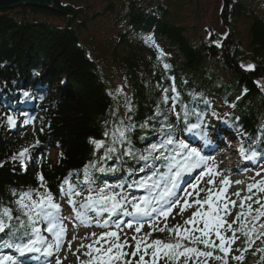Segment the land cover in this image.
<instances>
[{
  "label": "trees",
  "instance_id": "1",
  "mask_svg": "<svg viewBox=\"0 0 264 264\" xmlns=\"http://www.w3.org/2000/svg\"><path fill=\"white\" fill-rule=\"evenodd\" d=\"M64 1L55 0L51 8L23 5L17 12L0 11V162H4L0 167V209L10 207L14 215H19L17 197L12 191L36 189L38 172H43L47 188L55 197L65 178L74 184L87 185L83 182L85 165L103 154V149L94 152L90 138L102 139V133L120 120L125 125H136L135 131L128 134L135 149L143 152L151 144L160 143L161 133L157 129L162 117L152 118L157 107L166 111L173 103L171 98L175 94L170 87L173 79L180 93L177 111L180 104H186L189 110L205 114L204 125L214 119L223 121L226 128L247 131L251 136L242 139L247 151L264 157V88L256 83L264 84V0H223L220 14L223 34L212 31L211 39L208 34L204 41L190 35L184 26H177L175 17L171 20L170 13L164 9L155 14L142 10V14L133 15L135 21H131L130 13L120 14L119 23L114 24L118 31L110 52L113 70L130 91L120 107H115L114 101L121 102L128 96L118 95L112 89L110 79L106 78L108 73L103 71L106 64L88 57V51L95 45L81 38L80 31L86 28V22L99 18V13L91 16V5L90 8L82 5V0ZM134 7L133 3L130 9ZM37 12L43 16L36 17ZM151 16L155 20L149 28L137 27L142 18L148 20ZM150 31L165 53L162 58H158L160 53L155 47L145 43ZM216 40L222 46L217 47L213 43ZM164 63L170 67L164 69ZM241 64H254L255 69H242ZM164 88L169 89L167 104L162 103ZM4 90H11L6 101L2 98ZM13 91L18 93L20 102L12 101ZM25 92L30 96L25 97ZM6 113L16 119L15 127L8 126ZM25 114L35 118L34 127L23 125ZM169 120L174 121L175 117L170 116ZM146 121L148 127L141 128ZM190 122L195 123L196 117L190 116ZM239 122L245 127L238 126ZM37 138L40 143L30 149L26 171L19 162H11L13 153L34 145ZM124 159L123 164L115 158L97 163V168L119 170L93 171L96 182L125 185L131 179H139L137 170L144 162ZM129 169L134 170L132 175L128 174ZM252 195L254 199L256 194ZM260 222L264 223V218ZM155 238L166 239L167 233L155 232L152 239ZM7 240L8 236L0 234V245ZM130 243L134 246V241ZM260 248H264V238L245 253L243 261L252 258L254 264H261L264 253L258 251ZM208 264L219 262L209 260ZM229 264L239 262L229 258Z\"/></svg>",
  "mask_w": 264,
  "mask_h": 264
},
{
  "label": "snow or ice",
  "instance_id": "2",
  "mask_svg": "<svg viewBox=\"0 0 264 264\" xmlns=\"http://www.w3.org/2000/svg\"><path fill=\"white\" fill-rule=\"evenodd\" d=\"M211 36L212 33L209 31L208 38L211 39ZM145 43L151 44L159 51L158 58L165 55L156 43L154 35H148ZM213 43L217 47L222 46L219 40ZM240 66L245 70L255 69L254 64ZM163 67L168 69L170 65L164 63ZM256 83L264 88V84L259 81ZM170 87L175 94L171 98L173 103L166 111L157 107L152 118L162 117L160 127L157 129L161 133L160 143L151 144L143 152L135 149L128 134L135 131L136 125L131 123L125 125L124 121L120 120L118 125L102 133V139L90 138L94 152L103 149V154L97 161L89 162L83 169V182L87 187L83 191L78 190L68 178L61 182L60 195L68 198V207L74 212L76 220L83 226L91 227L95 223L97 227L108 229L99 235L95 232L91 233V243L79 245L74 254H77L78 260L80 255L86 257L84 260H79V264H160L161 261L164 264H190V262L208 264L209 260L218 261L219 264H229V258L243 264L245 253L253 249L257 240L264 238V223L260 222L264 218V197L253 199L251 194L254 191L264 193V176L261 175L264 169L256 173L257 177H261L260 179L247 185L249 195L241 197L239 191L233 194L239 199L240 211L236 212L235 218L229 222L227 217L232 214L237 201L230 199L228 188L232 183L241 182H233L230 178L224 177L217 187L215 178L223 177V173L219 171V166L212 162L213 158L204 155L200 149L179 137V133H192L199 129L197 134L207 144L205 114L189 110L186 104H180V111H177L176 105L180 101V93L175 87L174 79ZM118 91L122 92L123 86ZM168 91V88L163 89L162 103L169 102ZM24 96L29 97L30 93L25 92ZM126 107L131 110L130 106L126 105ZM212 115L216 116V113L213 112ZM25 116L27 118L22 121L23 125L34 127L35 118L27 114ZM170 116L175 117V120L170 121ZM190 116L196 117L195 123L190 122ZM5 119L9 127L16 126L17 121L12 115L6 113ZM181 124L183 128L180 127ZM140 127H148V122L141 124ZM140 139L143 140L144 137ZM39 143L37 138L34 145L21 148L9 159L13 163L19 162L26 171L25 162L31 159L30 149ZM239 153L246 160H255L257 157L255 151L249 155L244 147L239 149ZM125 157L136 163L144 162L138 171L147 174L133 180L129 187L142 190L145 195L130 196L123 190V184L112 185L105 181L103 187L96 186L93 171L115 173L119 170L118 167L97 168V163L115 158L123 164L126 162ZM3 166L4 162H0V167ZM197 169L200 170L201 177L205 175L209 177L208 186L201 187L203 180L198 179L195 183L189 182L187 189H182L180 185L184 182V177ZM133 171L129 169L128 174L132 175ZM37 181L38 186L34 190L12 191V195L17 197L15 204L19 215H14L10 207L0 209V234L8 236L6 246L14 248L19 253V257L41 253L45 257L46 264H51V260H54L55 264H62L59 253L63 245L67 242L68 250L71 251L76 237L67 240L68 227L63 208L56 202L51 189L47 188L43 172L37 173ZM34 193L35 198H33ZM201 193L205 195L201 197ZM253 204L258 207L253 208ZM205 206H207L206 210ZM177 208H179L177 215H183L189 208L196 210L184 220L183 224L177 223L169 227L168 218ZM105 214L108 218L101 219ZM120 215L133 219L127 221L112 219ZM93 217H96L95 221ZM145 224L150 230L142 234ZM125 228L133 230L134 234L130 239L134 241V246L130 243ZM155 232H166L167 238L152 239ZM229 232L231 235H228ZM122 234L125 237L123 240ZM241 237L244 238V247L233 248ZM83 239H89V236L86 235ZM129 248L132 249L131 252L127 250ZM80 249L85 251L81 253ZM258 251L264 253V248ZM235 252L240 254H233ZM0 264H25V261L12 255H0ZM261 264H264V257L261 259Z\"/></svg>",
  "mask_w": 264,
  "mask_h": 264
},
{
  "label": "rangeland",
  "instance_id": "3",
  "mask_svg": "<svg viewBox=\"0 0 264 264\" xmlns=\"http://www.w3.org/2000/svg\"><path fill=\"white\" fill-rule=\"evenodd\" d=\"M54 1L53 5H54ZM83 3L82 5H93L92 6V10L89 12L91 13L90 15H94L97 14V8L98 9H102L99 7H97V5H103L101 0H82ZM114 2H119V0H113ZM122 1V0H121ZM120 1V2H121ZM127 1V0H125ZM173 0H157V2L159 3H155V2H151V6L152 8H154L155 5H158V8L161 9L163 8V6H167V3L171 2ZM177 1V5L182 6L180 14L183 15V17H185L186 22L188 24L191 25H196L199 24L202 29L205 28V31H209L210 29H212V31L216 32L217 34H223L224 28L222 27V22H221V10H222V5H223V0H174ZM181 1H184V3H181ZM64 2H69V0H65ZM77 2V0H76ZM101 3V4H100ZM124 3V4H123ZM121 4H117L113 7V9L111 11H109V14L105 15L102 14L99 16V18H95V19H91L90 21L86 22V28H83L84 30H87L88 32L85 33V35L83 34L84 30H81L80 32H82V36L85 37L84 41L86 43H88L87 41L89 40V38L91 37V39L93 40L92 43L95 45L93 46V44H91V46H93L92 48V52L94 54V56H96L95 58L98 59L100 62H102L104 65L106 64V66L104 67L105 72H107V79L111 81V86L112 89L115 90L118 95L120 93L123 92H127L128 88H126V85L124 84V81L122 80V78L120 77V75L118 76V74L115 72L114 67L111 64V58H110V52H111V44L115 41V35H116V31H118V28L114 26L115 23H119L117 20L120 18V14H118V10L121 11V9L127 11L128 6L130 4H128L127 2H123ZM133 3H131L132 5ZM53 5H50V7H53ZM177 5H172L173 9H171V11H173L170 16H171V20L175 17V12L179 9ZM35 6V5H32ZM46 8V7H45ZM142 8H144L142 6ZM1 9V8H0ZM155 9V8H154ZM144 11H147L145 8L142 9ZM102 11V10H100ZM193 16V17H192ZM108 17H110V19L113 18V20H108ZM176 19V17H175ZM54 21L56 19H49V21ZM82 21V20H81ZM204 27V28H203ZM209 32H205V35H208ZM88 36V37H87ZM86 37L88 40H86ZM123 86V91L120 92L118 91V89H120V87ZM220 108H222L223 110H225V107L223 105L219 106ZM120 111V110H119ZM209 123V122H208ZM210 126H211V130H213L212 134L208 137V143L205 144L204 140L201 139L202 142H200L199 140H196L199 138L196 135V131H193L192 133H187V135L182 136L181 135L179 137L185 139L186 141L190 142L192 146L197 147L198 149H200L202 151L203 154L205 153H209L211 154V158H213V161L216 165L219 166V171L223 173V177L221 176H217L215 178L216 180V186L219 187L220 186V180L224 177L230 178L231 181L235 182V181H240L241 183H232L231 186L228 188V196L230 197L231 200H239L236 199L237 197L235 195H233L236 192H240L241 193V197L246 196L247 194L249 195L248 191H247V185L252 184L254 182V180H258L261 177H257L256 173L258 171H261L262 169H264V161L262 160L261 162L258 161L257 164H255L253 167H250L248 169H243V171H237L236 169H232L234 163H236L238 157H239V152L236 151L238 149L239 144H237L238 139L236 137L235 134H232V130L228 129V132L225 138H221L219 137L216 133V128L218 129H224L226 128L224 126L223 121L220 122V120H214V119H210ZM225 130V129H224ZM185 134V133H184ZM196 136V137H195ZM227 141L228 144L232 147L231 151H228L229 153L227 154V156L225 158H221L220 157V151L215 154V152L213 153L212 150L218 148V146L216 144H219L220 142H225ZM214 142V146L212 147V143ZM241 147V144H240ZM211 150L212 153L210 152H206V150ZM219 149V148H218ZM223 154V153H222ZM221 154V155H222ZM229 155V156H228ZM220 158L223 162L224 165L229 164L228 167L225 168L224 165L220 164V160L217 159ZM217 159V161H216ZM219 160V161H218ZM250 161H254V160H250ZM256 162V160H255ZM219 163V164H217ZM233 163V164H232ZM251 164V163H250ZM193 178H189L188 182L186 183H181V188L182 189H187V185L189 182L195 183L198 179H202L203 183L201 184V187H207V180L209 179V177L207 175L201 177L200 176V170H198L197 172H195V174H193ZM261 175L264 176V171L261 172ZM138 178H140V176H138ZM133 181V179L129 180L127 184H125L124 186V191L128 192L130 194V196H142L145 195L146 193L142 190L139 189H135V188H131L129 187V185L131 184V182ZM78 190L83 191L86 186H81V185H76ZM96 186L97 187H103V182H96ZM120 191V189H119ZM205 194L201 193V197H203ZM264 195V193L258 192L257 193V197H255L256 199L260 196ZM254 198V199H255ZM67 197H61L59 199L56 200V202L60 203L62 208H63V215L67 218H69V215H71L73 213V211H71L68 207L67 204ZM238 205V202H237ZM236 205V206H237ZM207 209V206H205V210ZM195 208H189L188 210H186L183 215H177L176 213L179 212V208L175 209V211L173 212L172 216H170L168 218V222H178L184 223V220H186L189 216H191L192 212L195 211ZM236 211V207L232 209V214L229 215L227 218L233 217ZM70 212V214H68ZM174 217V218H173ZM107 214H105L101 219H107ZM96 217H93V220L95 221ZM113 220L115 219H121L124 221H127L129 219H133L130 217H124L122 215H120L119 217H113ZM146 219V218H145ZM71 221H73V219H71ZM75 222V221H73ZM65 223L68 226V221L65 220ZM147 229H149V227L147 226V224H145V227L143 228V231H146ZM102 231H108V229L102 228V227H97L95 226V223H93V226L91 227H87V226H80V227H74L73 225H71L67 231V240H72L73 236L76 237V240L72 243V250L69 251L68 250V245L67 242H65V244L63 245L62 250L59 253V256L62 260V264H66L67 262L71 261L73 263H77L79 262V260H81L84 256L80 255L79 256V260L77 259V254H74L76 252V249L79 247V245L81 243L84 244H88L91 243V236H89V239H83V237L86 236L85 233H87V235L95 232L97 235L98 233H101ZM124 231L127 233V237L130 235H133L134 232L133 230H128V229H124ZM85 235V236H84ZM228 235H231L230 233H228ZM214 238V237H213ZM121 239H124V235H121ZM235 246V245H234ZM233 246V247H234ZM237 246H240V241H238ZM85 249H80V252H84ZM75 261V262H74ZM51 264H55L54 260H51ZM243 264H253L252 260H249V262L247 261L246 263Z\"/></svg>",
  "mask_w": 264,
  "mask_h": 264
},
{
  "label": "bare ground",
  "instance_id": "4",
  "mask_svg": "<svg viewBox=\"0 0 264 264\" xmlns=\"http://www.w3.org/2000/svg\"><path fill=\"white\" fill-rule=\"evenodd\" d=\"M102 1V4H104V6L102 5H97V7H99L100 6V8H102V9H98L97 8V12L99 13L98 14V16H100V15H102V14H104L105 13V15H107V14H109V11H111L112 9H113V7L115 6V5H117L118 3L119 4H121V3H123V2H127L128 4H130L129 6H128V11L126 12L124 9L122 10L121 9V11L120 10H118V14H125V15H128V13H130V17H131V21H135V20H133V19H135V18H133V15H139L141 12H142V9H146L148 12H150V13H152V14H155V12H157V11H159V8H158V5H155L154 6V8H152V6H151V2H155V3H158L157 2V0H127V1H125V0H119V2H114L113 0H101ZM121 1V2H120ZM53 3V2H52ZM131 3H134L135 4V7L134 8H132V9H130V7H131ZM175 3H177V1H171V2H169V3H167V6H163V8H161L160 9V11L161 10H166V11H168L169 13H171V14H173L172 12L173 11H171V9H173L174 7L172 6L173 4L174 5H177V4H175ZM101 4V3H100ZM124 4V3H123ZM159 4V3H158ZM23 5H29L28 3H25V2H23V3H21L20 5H14L12 8H8V9H6V8H2V9H0V11H7V10H15V12H17V11H19V9H20V7L21 6H23ZM36 7H39L40 9H42V8H45V7H41V6H39V5H35ZM93 5H91V7H92ZM142 6L144 7V8H142ZM178 6V8L177 9H179V10H177L176 12H175V17H176V19L174 20V23H176V25L177 26H184L187 30H188V32L190 33V35H194V37L196 38V39H198V40H202V41H204V39L203 38H205V32H209V31H211L212 32V29H210L209 31H205V28L204 29H202V27L199 25V24H196L195 25V27H193L192 25H190V24H188L187 22H186V19H185V17H183V15L182 14H180V12H182L181 11V8H182V6H180V5H177ZM88 8H90V6H89V4H88V6H87ZM171 7H173V8H171ZM46 8H51L50 6L49 7H46ZM130 9V10H129ZM92 9H90V11H91ZM100 10H102V11H100ZM174 10V9H173ZM101 12V13H100ZM142 14V13H141ZM174 15V14H173ZM41 16H43V13L42 12H37V14H36V17H41ZM149 17V16H148ZM151 17H153V18H151V19H144V18H142V20H140L142 23H137L138 24V26L137 27H139V28H142V29H144V27H146V28H149L148 26H150V24H151V22H153L154 20H155V17L154 16H151ZM193 17V16H192ZM62 18H65V16L64 15H62ZM39 20V19H38ZM89 20H91V19H89ZM93 20V19H92ZM108 20H113V18L112 19H110V17H108ZM145 23V25H144V23ZM150 22V23H149ZM221 22H222V20H221ZM154 23V22H153ZM143 24V25H142ZM155 26H158V24L157 23H155ZM154 26V27H155ZM84 33V35H85V33L86 32H88L87 30H84L83 31ZM148 35H153V33L150 31V32H148ZM88 37V36H87ZM87 37H86V40H88L87 39ZM81 38H83V39H85V37L84 36H82V32H81ZM88 42H90L91 44H92V40H91V38H90V40H88ZM89 48H90V45H89ZM90 53V54H89ZM88 57H90V58H92L93 60H95L96 61V56H94V54L92 53V51H91V49H90V51H88ZM97 59H98V56H97ZM102 66V65H101ZM103 67V66H102ZM103 69H104V67H103ZM14 71H13V73H14V75L15 74H17V69H13ZM104 72H105V70H103ZM102 71V72H103ZM107 74V73H106ZM104 77H105V75H104ZM106 78H107V75H106ZM110 81V80H109ZM110 84H111V82H110ZM4 88H5V90H7L8 89V86L7 85H5L4 86ZM127 88V87H126ZM1 90V89H0ZM3 91L2 92V98H4V100L6 101V100H8V95L11 93V90H9V91ZM13 93V96L11 97L12 98V101H14L15 103L17 102V101H19V96H18V93L17 92H15V91H13L12 92ZM130 93V91H129V89H128V91L127 92H123V94H124V96H128V97H125L121 102H115L114 101V105H115V107H120L122 104H123V101L126 99H128L129 98V94ZM121 94V93H120ZM10 98V99H11ZM20 102V101H19ZM235 121H238V119H235ZM211 124H209V125H204L205 126V131H206V134H207V139H208V137L212 134V132H213V130H211V126H210ZM238 126H244L245 127V125L243 124V123H238ZM21 127H24L23 125L21 126ZM232 130V134H235L236 135V137H237V139H238V143L239 142H241V141H243V140H246L249 136H251V134H249L247 131H244L243 132V130L241 129V130H236V129H231ZM196 131V135L200 138V136L197 134V132H199V129H197V130H195ZM216 132H217V128H216ZM255 135H256V133H255V131H252ZM196 137V136H195ZM201 139V138H200ZM243 139V140H242ZM246 142H244L243 141V146L242 147H244L246 150L248 149V147L246 146V144H245ZM214 146V142L212 143V147ZM227 155H226V153H223L222 155H221V157L222 158H225ZM242 158V162L243 161H245L246 159L242 156L241 157ZM250 167H253V166H249V168ZM140 169V168H139ZM138 169V170H139ZM137 170V171H138ZM237 171H240L241 172V169H237ZM139 175L138 176H144V175H146L147 173L146 172H137ZM104 179H106V178H104ZM81 185V184H80ZM81 186H86V185H81ZM87 187V186H86ZM257 192L256 191H254L253 193H251V194H256ZM87 193L85 192V195H86ZM74 223H79V221L78 220H76V218L74 219Z\"/></svg>",
  "mask_w": 264,
  "mask_h": 264
},
{
  "label": "water",
  "instance_id": "5",
  "mask_svg": "<svg viewBox=\"0 0 264 264\" xmlns=\"http://www.w3.org/2000/svg\"><path fill=\"white\" fill-rule=\"evenodd\" d=\"M23 2L29 5H39L41 7L53 5L52 0H0V8H12L14 5H20Z\"/></svg>",
  "mask_w": 264,
  "mask_h": 264
}]
</instances>
